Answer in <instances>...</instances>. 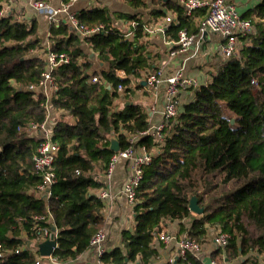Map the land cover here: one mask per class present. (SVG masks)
<instances>
[{
	"label": "trees",
	"instance_id": "16d2710c",
	"mask_svg": "<svg viewBox=\"0 0 264 264\" xmlns=\"http://www.w3.org/2000/svg\"><path fill=\"white\" fill-rule=\"evenodd\" d=\"M124 1L131 12L102 6L78 13L88 28L105 25V33L86 37L67 21L50 28L51 51L66 54L70 63L55 73L59 90L51 107L69 119L62 115L53 126L60 151L49 200L33 193L42 183L33 162L41 141L24 131L30 123L46 119L44 97L36 100L29 86L39 83L46 68L45 52L34 51L43 48L41 33L48 28L47 20L38 14L32 19L25 16V22L0 15V244L7 252L0 264H36L35 247L30 248L22 236L25 231L27 241L36 240L43 227L57 228L53 256L61 263L95 251L91 241L106 226V202L94 193L104 182L95 173L106 170L114 155L112 138L124 150L129 135L150 128L145 107L131 99L115 111V101L121 97L118 87L122 85L123 94L131 96L132 81L158 68L147 50L149 20L160 23L171 12L173 21L163 32L175 42L182 29L198 34L197 21L206 15V10H199L186 16L176 0ZM2 4L0 0V13ZM243 18L252 21L256 34L249 37L240 57L224 62L213 80L183 107L165 147L144 170L133 210L135 230L122 233V246L106 251L102 264H151L157 253L152 244L161 224L188 219L189 238L201 241L210 230L231 236L229 245L216 251L214 258L225 254V260L232 262L253 252L264 253V0ZM131 30L134 34L129 37ZM92 54L110 66L99 73L107 85L90 82ZM116 70L125 71L127 78L117 77ZM141 144L151 148V139H138L136 145ZM193 197L204 208L203 215L190 211ZM49 213L53 223L34 222ZM189 259L202 264L195 257ZM241 264H258V260L248 258Z\"/></svg>",
	"mask_w": 264,
	"mask_h": 264
},
{
	"label": "built area",
	"instance_id": "2783aa9c",
	"mask_svg": "<svg viewBox=\"0 0 264 264\" xmlns=\"http://www.w3.org/2000/svg\"><path fill=\"white\" fill-rule=\"evenodd\" d=\"M79 0H63L62 4L58 7L51 5L45 0H27L26 7L30 10L44 15L48 23V31L46 33L43 48L34 51L36 54L45 52L46 68L41 75V80L38 84L29 86V91L34 93L37 100L39 96H43L44 106L46 109V119L43 123H30L24 131L27 134H37L40 139L36 152L33 157L34 168L36 174L41 178L42 183L33 191L36 197H44L49 200L52 196V188L56 184L57 179L54 172V163L60 151V145L53 140V129L49 128L51 118V101L54 94L59 90L55 73L63 65L70 63V58L66 54H59L51 51V26H59L62 21H67L69 26L75 32L89 37L105 33V25H99L94 28H88L82 23L78 17L77 11L72 8ZM179 2L184 10L186 16L193 17L196 11L206 10V15L201 19L198 28V34H191L187 29H182L179 32L178 40L167 43L170 52L169 56L175 58L178 55H186L189 59L197 57L200 50V43L204 39L205 33L214 34L221 37L222 41L217 45L219 54L224 62L232 58H239L240 53L248 41L250 36L256 34V27L251 20L243 18L238 10L236 4L227 0H176ZM18 10V0H3L1 16H12L16 21H26L25 17ZM173 19L169 17L167 23H172ZM135 25V24H134ZM161 32L163 30H160ZM145 32H149L148 29ZM133 32L128 34L129 37L133 36ZM115 74L121 79L127 78L125 71L116 70ZM144 80L146 85L154 90L156 93L164 87V108H163V121L148 130L139 132L135 135H129L127 138L128 146L124 150L114 153L110 162L103 172V182L109 183L112 181L116 168L121 161H127L130 166V172L125 180L123 186V194L134 213V207L137 204V190L144 177V170L149 166L152 161L159 155L161 150L166 145V139L169 135L168 131L174 128L179 122L178 119L182 113V95L184 92L197 90L202 88L201 83L195 78L186 73L185 67H180L171 74H166L165 68L160 67L155 71L145 74ZM90 82L92 84L107 85L106 81L100 75H91ZM206 86V85H205ZM124 87L120 85L117 93L122 95ZM148 137L151 139V148L147 144L136 145L137 140L140 138ZM106 186V185H105ZM99 197L109 205V201L113 199L109 187H103L99 193ZM26 219H20L19 222L23 223ZM34 222H49L53 223V217L49 213L48 217H36ZM37 227V225H36ZM55 227H43L40 231L39 237L33 241H27V233L23 231V240L31 247H35L34 253L37 257V263L41 264L42 257L38 252V245L50 240L54 236L57 241L58 230L53 231ZM57 229V228H56ZM210 235V236H208ZM206 238L198 241L192 238H185L177 241L178 257L182 264H194L189 257L198 259L199 254L203 251L206 241L209 239L217 248H226L231 240L229 234L223 233L220 230L208 231ZM157 238L164 245L169 246L176 241L175 237L170 233L161 232ZM106 235L104 231H100L92 239L91 245L95 249L97 256L101 259L102 255L106 252L104 247ZM57 248V246H56ZM7 252L0 244V259L6 256ZM53 264H62L54 256L48 258ZM212 264H219L214 261Z\"/></svg>",
	"mask_w": 264,
	"mask_h": 264
},
{
	"label": "crops",
	"instance_id": "0c3cea01",
	"mask_svg": "<svg viewBox=\"0 0 264 264\" xmlns=\"http://www.w3.org/2000/svg\"><path fill=\"white\" fill-rule=\"evenodd\" d=\"M118 0H79L73 6V10L80 12L83 9H91L95 7L107 6L112 12H131L132 10L125 4V2L118 3ZM236 4L237 10L239 14L243 17L249 10L256 7L263 0H227ZM63 0H50L49 3L55 7H58L62 4ZM27 0H18V10H23L25 15L29 19L34 17L33 15L38 14L29 8L26 7ZM121 7V8H120ZM166 11V10H165ZM168 17L162 19L160 23H154V19L152 17L149 21L150 24L147 26L149 32H145L148 36L146 38V42H148L147 50L153 55L156 67H164L166 74H171L180 67H185V71L192 77H195L203 86L209 84L213 80V76L216 71L221 67L224 63L221 55L218 52L217 45L222 41L221 37L214 34H209L208 36H204V39L200 43V54L192 59H189L186 55H178L175 58H171L169 56L170 49L167 43L168 40L164 32L168 28L171 23H167V19L171 17L173 19L174 15L171 12H167ZM39 15V14H38ZM24 16V15H23ZM44 16V15H42ZM25 17V16H24ZM40 21H44L43 17H39ZM164 20V21H163ZM200 19L197 21L199 25ZM135 24V23H134ZM132 24V27L135 25ZM45 27H48V23H45ZM145 29V30H146ZM160 30H163L162 32ZM48 28H46L41 34L45 38ZM130 32H134L131 30ZM87 50L92 53V49L87 46ZM95 62L90 74H95L98 72V75L103 66H105L99 59L98 56H95ZM155 68V65H154ZM110 70V66L109 69ZM93 72V73H91ZM151 71H147L143 73L142 78L139 80H133L131 83V87L135 90V92L140 93L143 99H141L142 106L145 107V113L148 117V121L150 123V127L159 124L163 121V108H164V87L160 88V91L157 93L150 89L146 85V81L144 80L145 74H148ZM145 83V84H144ZM111 89V87H109ZM197 90L184 92L182 95V110L183 107L193 101L197 94ZM117 99L116 101H119ZM115 101V103H116ZM131 102H136L135 100H130ZM123 103V105H125ZM119 110V108L115 109V111ZM64 114L63 111H51V118L49 128L53 129L55 124V118L60 114ZM30 137H35L39 139L37 134L31 133L28 134ZM152 143V142H151ZM95 175L103 180V170L98 169ZM130 172V166L127 161H121L115 171L114 177L112 181L109 183H104V187H109L113 199L109 201V205L104 209V217L106 221L105 229L103 230L106 235V241L104 247L107 252H111L117 247H121L122 242V233L124 231L133 232L136 227L134 213L131 216V208L128 205V202L122 192L125 180ZM106 185V186H105ZM101 190V189H100ZM100 190L94 191L95 194H98ZM195 216V215H194ZM197 216V215H196ZM191 224V220L184 221H165L160 226V233H170L176 239L175 242L170 244L169 246L164 245L159 241L158 238L152 244L153 248L157 250L156 255L151 260V264H178V245L177 241L185 239L188 237V231ZM214 230H211L213 233ZM210 236V235H208ZM220 248H217L211 241L208 239L204 245L203 251L199 254L198 259L202 264H212L214 261L222 262L225 260V254H220L219 256L214 258V253L218 251ZM223 251V250H222ZM257 259L258 264H264V253L257 254L253 252L248 257H242L235 261L228 262L226 259L223 264H241L246 259ZM222 260V261H221ZM181 261V260H180ZM216 261V262H217ZM41 264H53L50 261L42 260ZM62 264H102L101 260L98 258L97 253L92 250H88L81 254L77 259L71 260ZM130 264H141L140 261L136 263ZM221 264V263H219Z\"/></svg>",
	"mask_w": 264,
	"mask_h": 264
},
{
	"label": "water",
	"instance_id": "95a60500",
	"mask_svg": "<svg viewBox=\"0 0 264 264\" xmlns=\"http://www.w3.org/2000/svg\"><path fill=\"white\" fill-rule=\"evenodd\" d=\"M167 29V28H166ZM165 29V30H166ZM208 33H205L204 36H208ZM92 58H95V54H92ZM145 84V83H144ZM110 149L114 152L117 153L121 150L120 143L116 138L111 139V146ZM1 152V150H0ZM190 211L196 215H203L204 213V208H201L198 204L197 198L193 197L190 201ZM57 229L53 228V231L55 232ZM57 246V241L55 240L54 236L50 240H47L40 245H38V252L39 254L44 257L46 261H49V257L54 255V252L56 250Z\"/></svg>",
	"mask_w": 264,
	"mask_h": 264
},
{
	"label": "rangeland",
	"instance_id": "374dc122",
	"mask_svg": "<svg viewBox=\"0 0 264 264\" xmlns=\"http://www.w3.org/2000/svg\"><path fill=\"white\" fill-rule=\"evenodd\" d=\"M118 3H123V2H125L124 0H118L117 1ZM121 8V7H120ZM17 13H20L21 15H24V16H26L25 15V12L23 11V10H17L16 11ZM27 16H28V14H27ZM29 19V18H28ZM43 37V36H42ZM45 42V38H43V43ZM38 50H40V49H38ZM37 51V50H36ZM36 54V53H35ZM41 54V53H40ZM44 57H45V55H44ZM103 69H109V66L108 65H105V66H103ZM91 73H93V72H91ZM144 97H142L141 96V94L140 93H138L137 94V92H134V93H132L131 94V96H125L124 94L123 95H121V97H120V100L119 101H116V103H115V109H117V108H119V110L120 109H122V107H123V103H125L126 101H128V99H131V100H135L136 101V103H139V104H143V102H141V99H143ZM144 105V104H143ZM64 116L66 119H69V116H67L65 113L63 114H60V115H58V117H60V116ZM57 117V118H58ZM57 118H55V119H57ZM101 170V169H100ZM97 171H99V170H97ZM133 212H131V216L133 215L132 214ZM196 215V214H195Z\"/></svg>",
	"mask_w": 264,
	"mask_h": 264
}]
</instances>
